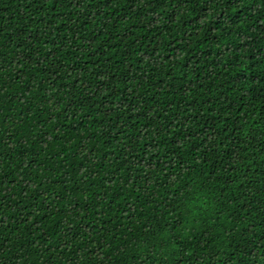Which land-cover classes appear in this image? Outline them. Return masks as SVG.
<instances>
[{
  "label": "trees",
  "instance_id": "16d2710c",
  "mask_svg": "<svg viewBox=\"0 0 264 264\" xmlns=\"http://www.w3.org/2000/svg\"><path fill=\"white\" fill-rule=\"evenodd\" d=\"M0 264H264V0H0Z\"/></svg>",
  "mask_w": 264,
  "mask_h": 264
}]
</instances>
